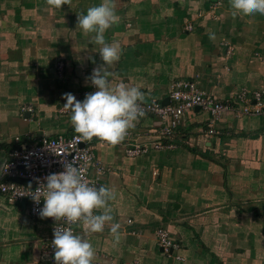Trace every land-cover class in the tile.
I'll list each match as a JSON object with an SVG mask.
<instances>
[{
	"label": "crops",
	"instance_id": "0c3cea01",
	"mask_svg": "<svg viewBox=\"0 0 264 264\" xmlns=\"http://www.w3.org/2000/svg\"><path fill=\"white\" fill-rule=\"evenodd\" d=\"M102 2L53 9L46 0H0V168L18 140L75 134L71 113L60 112L63 94L82 101L95 88L87 78L103 63L99 46L76 30L77 15ZM114 4L119 22L105 40L120 45L121 58L110 69L111 86L123 82L144 101L160 102L179 81L195 82L218 101L264 90V15L234 18L230 0ZM209 119L187 111L173 148L136 157L125 150L134 141L151 148L154 118H140L114 148L95 143L94 162L106 169L99 186L114 191L112 223L121 227L117 246L110 224L90 236L76 227L94 248L92 264H264V114H225L211 136ZM52 224L31 216L25 202L9 205L0 196V264H49L44 245ZM158 229L181 242L180 261L163 254Z\"/></svg>",
	"mask_w": 264,
	"mask_h": 264
},
{
	"label": "clouds",
	"instance_id": "9594fccd",
	"mask_svg": "<svg viewBox=\"0 0 264 264\" xmlns=\"http://www.w3.org/2000/svg\"><path fill=\"white\" fill-rule=\"evenodd\" d=\"M72 0H46L53 9L70 5ZM231 15H264V0H230ZM119 22L114 0H103L99 6H91L86 14L77 15L76 30L99 46L102 64L92 70L91 85L96 91L87 93L77 100L72 93L63 94L66 111L71 113L70 124L76 134V143L91 142L96 138L109 148H114L126 138L128 131L145 115L141 106L144 93L138 87H129L123 82L111 86L110 69L121 58V48L116 42L107 43L105 33ZM94 34V35H90ZM214 34L210 33V39ZM75 160L63 161V171L45 177L46 183L36 191L33 199L43 207L38 215L41 219L52 218L56 222L51 246L54 249V264H92L95 251L88 239L76 234L73 226H82L87 235L102 233L110 224L113 246L120 243L121 225L112 223L113 209L110 201L115 199L114 191L104 186L86 182ZM67 225V226H65Z\"/></svg>",
	"mask_w": 264,
	"mask_h": 264
},
{
	"label": "built area",
	"instance_id": "2783aa9c",
	"mask_svg": "<svg viewBox=\"0 0 264 264\" xmlns=\"http://www.w3.org/2000/svg\"><path fill=\"white\" fill-rule=\"evenodd\" d=\"M184 30L190 32L192 26L187 25ZM62 70L63 64L59 62L58 75L60 77L62 76ZM95 91V88L84 91L83 97L87 93ZM168 99L169 102L165 105L158 100H143L141 104L145 112L143 117L156 119L158 139L151 144V148L134 141L125 150L128 157L147 154L150 149L164 150L173 148V136L182 116L187 111L195 108L210 115L207 123V134L210 136L215 135V125L225 114L231 113L236 118L264 114V90L255 92L242 90L228 101H218L215 97L199 88L195 82L179 81L171 84ZM60 112L67 113L64 107L61 108ZM75 135L72 134L68 137L44 135L31 144H25L18 140L16 146L11 149L7 159L0 168V196L4 198L5 202L9 205L25 202L28 206L29 214L41 219L38 212L43 207L44 201L41 198L39 203H37L33 199V197L38 195L36 190L46 183L45 177L63 171V161H72L73 159L76 162L74 166L80 168L84 180L99 187L106 169L94 162V145L102 142L93 138L91 142L76 143L73 139ZM128 135H130L129 132ZM16 179L31 180L34 182V186L29 188L20 185L15 181ZM128 223L130 222L128 221ZM55 227L56 222L53 220L51 236L44 245L49 264H54V249L51 246V242L54 238L53 230ZM76 227L73 226L74 231ZM155 236L163 254L173 257L176 261L181 260L178 255V251L182 247L180 241L170 237L169 233L163 229L156 230Z\"/></svg>",
	"mask_w": 264,
	"mask_h": 264
},
{
	"label": "water",
	"instance_id": "95a60500",
	"mask_svg": "<svg viewBox=\"0 0 264 264\" xmlns=\"http://www.w3.org/2000/svg\"><path fill=\"white\" fill-rule=\"evenodd\" d=\"M161 103H162L163 105L167 104V103H168V99H167V98L163 99V100L161 101ZM195 109H198V108H195ZM15 181H16L18 184H20V185H24V186L29 187V188H33V186H34V182L31 181V180H28V179H16Z\"/></svg>",
	"mask_w": 264,
	"mask_h": 264
},
{
	"label": "trees",
	"instance_id": "16d2710c",
	"mask_svg": "<svg viewBox=\"0 0 264 264\" xmlns=\"http://www.w3.org/2000/svg\"><path fill=\"white\" fill-rule=\"evenodd\" d=\"M216 131V130H215Z\"/></svg>",
	"mask_w": 264,
	"mask_h": 264
}]
</instances>
